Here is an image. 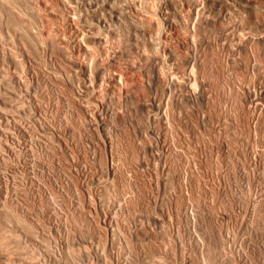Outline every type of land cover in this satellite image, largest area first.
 <instances>
[{"label": "rangeland", "instance_id": "obj_1", "mask_svg": "<svg viewBox=\"0 0 264 264\" xmlns=\"http://www.w3.org/2000/svg\"><path fill=\"white\" fill-rule=\"evenodd\" d=\"M198 1L0 0V264H264V0Z\"/></svg>", "mask_w": 264, "mask_h": 264}, {"label": "bare ground", "instance_id": "obj_2", "mask_svg": "<svg viewBox=\"0 0 264 264\" xmlns=\"http://www.w3.org/2000/svg\"><path fill=\"white\" fill-rule=\"evenodd\" d=\"M189 1H191V0H189ZM197 1H198V0H197ZM197 1L193 0V2H192V6L194 7V10H195L196 8H198V6H199V5H198V2H199V1H198V2H197ZM107 2H108V1H107ZM111 3H112V2H111ZM190 3H191V2H190ZM112 4H113V3H112ZM114 5H115V4H114ZM163 5H164V4H163ZM258 5H259V4H258ZM112 7H113V6H112ZM117 7L119 8V5L116 6V7H114V8H117ZM261 7H262V6H261ZM110 8H111V7H110ZM111 10H112V8H111ZM194 10H193V11H194ZM198 10H200V8L197 9V12H198ZM108 11H109V9H108ZM119 11H120V10H119ZM161 11H162V10H161ZM106 12H107V11H105V13H106ZM112 12H113V11H112ZM157 12H158V11H157ZM165 12H166V10H165ZM199 12H200V11H199ZM199 12H198V13H199ZM195 13H196V12H195ZM155 14H156V13H155ZM168 14H169V13H168ZM104 15H105V14H104ZM107 15H108V14H107ZM199 15H200V14H199ZM163 16H164V15H163ZM197 16H198V14H197ZM202 16H203V15H202ZM202 16H201V17H202ZM101 18H102V16H101ZM105 18H106V17H105ZM166 18H170V17H167V16H166ZM196 18H198V17H196ZM159 19H160V18L158 17V20H159ZM162 19H163V18H162ZM106 20H107V18H106ZM166 20H167V19H166ZM169 20H170V19H169ZM197 20H200V19H197ZM164 21H165V20H164ZM107 22H108V21H107ZM195 22H196V19H195ZM197 22H198V21H197ZM161 23H162V22H161ZM198 23H199V22H198ZM159 24H160V23H159ZM164 24L170 26V23H169L168 21H166ZM98 25H99V24H98ZM96 26H97V25H96ZM99 27H101V26H99ZM102 27H103V25H102ZM167 27H168V26H167ZM257 30H258V29H257ZM101 31H102V30H101ZM104 31H105V30H104ZM107 32H108V31H107ZM156 32H157V31H156ZM156 32H154V33H156ZM162 33H164V32H161V33L159 32V34H157V35L160 36ZM259 33H260V32H259ZM169 34H170V33H169ZM171 34H172V33H171ZM85 35H86V34H85ZM152 35H153V34H152ZM256 35H257V34H256ZM261 35H262V34H261ZM106 36H107V35H106ZM253 36H254V35H253ZM89 37H90V36H89ZM102 37H103V36H102ZM102 37H101V38H102ZM154 37H155V36H154ZM156 37H157V36H156ZM162 37H163V36H162ZM167 37H168V36H167ZM258 37H259V36H258ZM260 37H263V36H260ZM83 38H84V36H83ZM83 38H82V39H83ZM87 38H88V37H87ZM90 38H91V37H90ZM104 38H105V37H104ZM147 38H148V36H147ZM159 38H161V36H160ZM159 38H157V39L160 40ZM251 38H252V37H251ZM106 39H107V38H106ZM157 39H156V40H157ZM255 39H256V38H255ZM262 39H263V38H262ZM107 40H108V39H107ZM146 40H147V39H146ZM151 40H154V39H151ZM161 40H163V38H162ZM82 41H83V40H82ZM84 41L87 42L86 40H84ZM101 41H102V40H101ZM105 41H106V40H105ZM165 41H167V40H165ZM85 42H84V43H85ZM106 42H107V41H106ZM148 42H149V41H148ZM152 42H153V41H152ZM159 42H160V41H159ZM165 43H166V42H165ZM159 44H161V43H159ZM166 44H167V43H166ZM193 44H194V43H193ZM85 45H86V44H85ZM87 45H88V44H87ZM156 46H158V45H156ZM159 46H161V45H159ZM162 46H163V44H162ZM162 46H161V47H162ZM161 47H160V48H161ZM144 48H145V47H144ZM156 48H157V47H156ZM145 49H146V48H145ZM156 50H157V49H156ZM158 54H159V53H158ZM162 55H163V54H162ZM164 55H165V54H164ZM164 55H163V56H164ZM193 59H194V58H193ZM186 60H187V59H186ZM189 60H191V59H189ZM191 61H192V60H191ZM187 63H188V62H187ZM194 63H195V61H194ZM98 66H99V65H98ZM103 66H104V65H103ZM110 73H111V72H110ZM98 74H99V73H98ZM116 75H118V74H116ZM108 76H109V75H108ZM111 76H112V75H111ZM118 77H119V76H118ZM112 78H113V77H112ZM194 78H195V77H194ZM104 79H105V78H104ZM120 79H121V77H120ZM192 79H193V78H192ZM108 80H109V79H108ZM170 80H171V79H170ZM189 80H190V78H188V81H189ZM105 81H106V80H105ZM110 81H111V80H110ZM112 82H113V81H112ZM121 82H122V79H121ZM170 82H171V81H170ZM172 82H173V80H172ZM124 84H125V83H124ZM123 87H124V86H123ZM79 88H80V87H79ZM192 88H193V87H192ZM192 88H191V89H192ZM104 89H105V88H104ZM121 89H122V88H121ZM195 89H196V88H195ZM78 90H79V89H78ZM193 90H194V89H193ZM193 90H192V91H193ZM195 92H196V91L194 90L193 93H195ZM250 94H252V93H251V90H248V91H247V95H250ZM74 96H75V95H74ZM245 97H247L246 94H245ZM102 106H103V105H102ZM87 111H88V110H87ZM111 166H112V165H111ZM114 169H115V168H114Z\"/></svg>", "mask_w": 264, "mask_h": 264}]
</instances>
